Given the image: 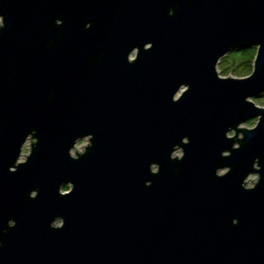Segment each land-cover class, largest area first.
I'll use <instances>...</instances> for the list:
<instances>
[{"label": "water", "instance_id": "obj_1", "mask_svg": "<svg viewBox=\"0 0 264 264\" xmlns=\"http://www.w3.org/2000/svg\"><path fill=\"white\" fill-rule=\"evenodd\" d=\"M0 19V264H264V0H0ZM250 47L248 76L218 75Z\"/></svg>", "mask_w": 264, "mask_h": 264}, {"label": "rangeland", "instance_id": "obj_2", "mask_svg": "<svg viewBox=\"0 0 264 264\" xmlns=\"http://www.w3.org/2000/svg\"><path fill=\"white\" fill-rule=\"evenodd\" d=\"M0 24H1V19H0ZM248 50L252 52V56H248L247 53H243L241 51L235 54L230 52L226 54L225 56H222L216 65L218 75L222 77L231 76V77H237V78H243V77L248 76L252 71V64H253V60H254L255 53H256V47L247 48L245 51H248ZM134 55H135V52L132 53V57H134ZM248 59H250L249 62L247 61ZM251 100L256 106L264 107V94H262L261 96L252 97ZM256 122H257V118L248 119L242 124V126L246 128H252L255 126ZM232 135H233V132L232 131L229 132V136H232ZM87 144H88V139L83 138V139L78 140L74 147L78 152H82L83 149L81 148V146H84ZM29 151H30V139L28 138L21 148V154L18 158V161L25 160V155H27ZM70 153L72 156H76L74 154L75 153L74 148L71 150ZM175 154L177 156H180L181 150H177ZM225 171H226L225 169L221 170V173ZM256 180H257V175L250 174L245 181V185L247 187H252L254 183L256 182ZM68 188H69V185L62 187V191H65V190L67 191Z\"/></svg>", "mask_w": 264, "mask_h": 264}, {"label": "trees", "instance_id": "obj_3", "mask_svg": "<svg viewBox=\"0 0 264 264\" xmlns=\"http://www.w3.org/2000/svg\"><path fill=\"white\" fill-rule=\"evenodd\" d=\"M251 48H254V47H251ZM246 49H239V50H237V51H233L232 53H237V52H239V51H241V52H243V53H247L248 54V56H252V52H250V50H248V51H245ZM254 50V49H253ZM248 62L250 61V59H248L247 60ZM250 65V64H249ZM248 65V66H249ZM262 94H264V92L262 93ZM262 94H260L259 96H261Z\"/></svg>", "mask_w": 264, "mask_h": 264}, {"label": "flooded vegetation", "instance_id": "obj_4", "mask_svg": "<svg viewBox=\"0 0 264 264\" xmlns=\"http://www.w3.org/2000/svg\"><path fill=\"white\" fill-rule=\"evenodd\" d=\"M64 186H66V185H64ZM64 186H63V187H64Z\"/></svg>", "mask_w": 264, "mask_h": 264}, {"label": "bare ground", "instance_id": "obj_5", "mask_svg": "<svg viewBox=\"0 0 264 264\" xmlns=\"http://www.w3.org/2000/svg\"><path fill=\"white\" fill-rule=\"evenodd\" d=\"M176 153V152H175Z\"/></svg>", "mask_w": 264, "mask_h": 264}]
</instances>
